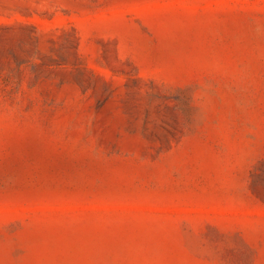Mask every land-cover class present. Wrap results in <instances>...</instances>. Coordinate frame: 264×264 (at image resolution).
I'll list each match as a JSON object with an SVG mask.
<instances>
[{
  "label": "rangeland",
  "instance_id": "374dc122",
  "mask_svg": "<svg viewBox=\"0 0 264 264\" xmlns=\"http://www.w3.org/2000/svg\"><path fill=\"white\" fill-rule=\"evenodd\" d=\"M0 264H264V0H0Z\"/></svg>",
  "mask_w": 264,
  "mask_h": 264
}]
</instances>
